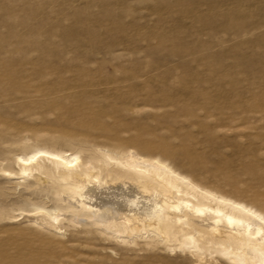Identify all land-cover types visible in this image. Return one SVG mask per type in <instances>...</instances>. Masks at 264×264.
Segmentation results:
<instances>
[{"label": "rangeland", "instance_id": "1", "mask_svg": "<svg viewBox=\"0 0 264 264\" xmlns=\"http://www.w3.org/2000/svg\"><path fill=\"white\" fill-rule=\"evenodd\" d=\"M100 147L264 216V0H0V264H231L180 236L54 234L33 215L51 194L3 174L38 149Z\"/></svg>", "mask_w": 264, "mask_h": 264}, {"label": "bare ground", "instance_id": "2", "mask_svg": "<svg viewBox=\"0 0 264 264\" xmlns=\"http://www.w3.org/2000/svg\"><path fill=\"white\" fill-rule=\"evenodd\" d=\"M38 150L15 157L18 175L3 174L32 180V185L25 183L27 188L38 187L45 197L51 194L55 208L33 213L47 231L59 232L65 220L71 226H94L117 242L155 235L167 243L180 236L176 247L183 251L202 253L204 243L231 264H264V216L200 187L166 163L107 147L84 158ZM198 222L210 223V230L203 231ZM193 234L199 237L195 240Z\"/></svg>", "mask_w": 264, "mask_h": 264}]
</instances>
